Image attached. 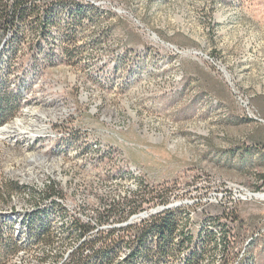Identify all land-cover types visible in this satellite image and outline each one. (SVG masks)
<instances>
[{
  "label": "rangeland",
  "instance_id": "rangeland-1",
  "mask_svg": "<svg viewBox=\"0 0 264 264\" xmlns=\"http://www.w3.org/2000/svg\"><path fill=\"white\" fill-rule=\"evenodd\" d=\"M75 1H93L111 18L101 29L81 32L77 65L41 67L36 79L34 42L23 43L8 81L11 91L19 80L31 88L15 119L0 128V214L24 215L38 201L32 191L56 188L71 215L103 227L125 201L148 200L146 208L193 198L190 208L169 205L191 216H184L186 231L195 237L217 219L230 232L227 251H210L202 264H247L234 263L244 251L255 258L251 264H264V199L256 196L264 195V0ZM103 30L110 38L91 50L90 39ZM139 51L154 63L148 73L144 67L129 74ZM178 94L186 95L173 99ZM18 119L27 133H3ZM45 132L59 139L33 137ZM69 134L102 143L111 151L108 159L85 165L53 154ZM227 184L249 193L227 191ZM23 186L27 191L17 190ZM220 193L225 196L214 200ZM115 222L90 241L125 237L116 234L122 226ZM129 227L125 233L132 234ZM75 238L59 240L55 254L43 248L5 258L15 254L9 264H71L82 244Z\"/></svg>",
  "mask_w": 264,
  "mask_h": 264
},
{
  "label": "trees",
  "instance_id": "trees-1",
  "mask_svg": "<svg viewBox=\"0 0 264 264\" xmlns=\"http://www.w3.org/2000/svg\"><path fill=\"white\" fill-rule=\"evenodd\" d=\"M98 10L75 0H0V128L10 119H15L21 98L31 88L29 80H19L17 90L11 91L8 81L23 43L28 39L34 42L32 51L35 55L30 68L33 79H36L35 74L39 75L41 67H56L62 63L77 65L82 55L81 48L77 47L81 32L88 27L101 29L111 18ZM108 33V30H103V35L90 39L91 50L100 48L110 38ZM146 55L141 56L138 67L130 69L129 74L131 70L135 75L137 70L144 69ZM126 80L135 81V78H123V82ZM256 155L257 152L253 151L251 160ZM17 190L27 191L24 186L17 187ZM32 193L38 200L33 211L25 215L13 210L12 215L0 214V264L5 256L20 249L21 241H24V247L53 243V227L66 218L64 209L55 201L45 203L59 196L56 188ZM182 214L180 210H173L154 217L136 232L135 239L128 241L125 237L106 243H101V240L84 241L74 252L71 258L74 263L71 264H202L210 251H227L230 232L226 225H221L217 219H209L210 225L203 226L194 237L191 232L183 230L186 220ZM73 226L61 229L67 239H81L90 232L89 227ZM214 228L218 231L212 230ZM96 243L101 245L95 250L93 245ZM243 259L247 264L257 263L250 252L244 251Z\"/></svg>",
  "mask_w": 264,
  "mask_h": 264
},
{
  "label": "bare ground",
  "instance_id": "bare-ground-1",
  "mask_svg": "<svg viewBox=\"0 0 264 264\" xmlns=\"http://www.w3.org/2000/svg\"><path fill=\"white\" fill-rule=\"evenodd\" d=\"M86 5H91V6H94L95 8H98L99 9V4H96V3H94L93 1H89ZM92 39V38H91ZM139 53H141L142 55L143 54H145L146 52H142V51H139ZM141 55V56H142ZM161 61H163V60H161ZM151 62V63H150ZM152 63H154V61H150V56H148L147 57V59H146V62H145V72L146 73H148L147 71L149 70V68H148V66H150V64H152ZM144 72V73H145ZM107 85V84H106ZM105 86V85H104ZM23 125H24V122H23V120L22 119H18L17 121H16V123H15V125H14V127H10V126H6V127H4L3 129H2V131H3V133H8L11 129H22V132L23 133H27V131H28V129H26V128H23ZM26 125V124H25ZM2 134V133H1ZM38 134V133H37ZM58 134V133H57ZM35 135V134H34ZM30 136V135H29ZM82 136V137H81ZM33 137H36V138H44V139H47V142L49 141V142H52V141H55V140H58L59 138L57 137V135H56V133H52V132H45V134L43 135L42 134V136L41 135H36V136H33ZM33 137H32V139H33ZM68 144V145H67ZM102 143H100V142H98V141H96V140H91L88 136H83V135H74V136H71L70 134L67 136V137H65V141H63V142H61V144H60V146L58 147V148H56L55 150H54V153L53 154H55V155H57V156H62V155H70V156H72L73 158H76L77 159V162H79V164H85V165H92V164H102L104 161H106L107 159H108V157H109V153L111 152V151H109V149H107L106 147H104L105 145H101ZM58 158V157H57ZM68 158V157H67ZM128 176V175H127ZM133 175H129V177H132ZM51 184H52V182H51ZM50 184V185H51ZM46 186V185H45ZM48 186V185H47ZM47 186L46 187H44V189L46 190L47 189ZM258 198H262V199H264V195L262 194V195H256ZM61 199H63V198H61L60 196H54V197H52L51 199H49V200H47L45 203H51L52 201H55L58 205H60L63 209H64V211H65V213H66V218L62 221V220H59L56 224H55V226L53 227V229H52V236H51V242H53V243H44V244H39V245H35V246H33V247H24V245H23V243H24V241H21V242H23V243H21V246L19 247L20 249L17 251V252H15V254L17 253V254H20V255H27V254H29V252L30 251H35L36 249L38 250L39 249V251H40V249H42V251H43V248H45V251L47 252V253H49V251H51L52 253H56V247H58L59 246V244H58V241L59 240H61V239H66V240H68L67 239V236H66V234H64L63 233V235H62V231L63 230H61V229H66L67 228V226L68 225H70V226H72L73 224H74V226L73 227H77V226H79V225H83V226H86L84 223H82L81 221H80V219L78 218V216L77 215H71V213L70 212H68V210H67V208L66 207H64L63 206V204H64V200L62 201ZM44 203V204H45ZM54 203V202H53ZM42 205V204H41ZM66 208V209H65ZM171 208H173V207H169V206H167V207H165V209L163 210V213L162 214H164V213H166V212H169V211H173V210H179V209H176V208H174V209H171ZM34 210V208H32L31 210H29L28 212H26V213H29V212H31V211H33ZM183 212V211H182ZM26 213H24V215L26 214ZM184 213V212H183ZM19 215H20V213H19ZM65 215V214H64ZM183 215V217L185 216V217H187V219H188V217H191L189 214H182ZM187 219L185 218V220L187 221ZM108 220V219H107ZM184 220V221H185ZM90 221H92V219L90 220ZM121 224V223H120ZM98 225V224H97ZM96 225V226H97ZM66 226V227H65ZM121 226H122V224H121ZM97 227H99V225L97 226ZM128 226H125V229L127 228ZM131 227V229H130V231L132 232V234H134V226H130ZM129 227V228H130ZM15 228H18V226L17 227H15ZM70 228V227H69ZM184 228V227H183ZM121 229V228H120ZM67 230V229H66ZM70 230V229H69ZM184 231H186L185 229H183ZM15 231H17V229L16 230H14V232ZM76 231V230H75ZM128 232V231H127ZM130 232V233H131ZM187 232V231H186ZM190 232V231H189ZM68 234V233H67ZM116 234H121L120 232L118 233H116ZM115 234V235H116ZM91 235H93V234H87L86 236H84L83 238H79L80 239V243L79 244H81V242L83 243L84 241H89L90 240V238H89V236H91ZM96 235V234H95ZM95 235H93V236H95ZM97 235H99V234H97ZM94 238H96V237H94ZM76 239V238H75ZM125 239L128 241V240H130L131 239V237H129V236H127V235H125ZM45 240V239H44ZM69 240H72V239H69ZM68 240V241H69ZM101 240V239H100ZM57 241V242H56ZM77 242V241H76ZM36 250V251H37ZM75 250L73 249V250H69L68 251V253L65 255V259L67 258V257H69L73 252H74ZM54 253V254H55ZM14 254V255H15ZM14 255L13 256H10V258L8 259V258H5V260L3 261V264H9V262H10V260L14 257ZM122 255V254H121ZM25 257V256H24ZM122 257H124V254L122 255ZM20 258V257H19ZM8 259V260H7ZM120 260L119 261H121L122 260V258H119ZM16 261V260H15ZM14 261V262H15ZM13 262V263H14ZM204 263V262H203Z\"/></svg>",
  "mask_w": 264,
  "mask_h": 264
},
{
  "label": "built area",
  "instance_id": "built-area-1",
  "mask_svg": "<svg viewBox=\"0 0 264 264\" xmlns=\"http://www.w3.org/2000/svg\"><path fill=\"white\" fill-rule=\"evenodd\" d=\"M78 1H81V0H78ZM225 188L227 191L230 190L231 192H235V193H239V194H244L246 192L249 193L247 189L237 188L232 184H227V186ZM144 189H147V188L144 187ZM223 196H225V195H223L222 193L215 194L214 200H217L218 197H219V199H221ZM186 201L187 202H185L184 204H182V203H178V204L177 203H174V204L170 203L169 204V203H166L167 201H163L161 206H154L153 207L150 205L149 207H146V208L144 206L148 205V203H149L148 200H144L142 202L141 201L136 202V201H130V200L125 201L124 205L122 204L120 206V208L114 209V211L111 213V218L108 220H105V224L103 225V227H95L94 221H86V227L90 228V232L88 234H99V233L101 234L102 232H105L108 229L109 224L115 220L116 221L115 223H121L122 224L121 235H127V236L135 239L136 232H138V230L144 224L150 222L154 217L162 215L163 210L165 209V206L183 205L185 207L190 208V206H193L194 202L197 200L191 198L190 200L187 199ZM208 201L212 202L213 199H210ZM68 206H70L71 210L76 211L75 206H71L70 204H68ZM193 211H195V213H197L196 210H193ZM125 226H134V234L125 233ZM116 237L117 236H114V234L113 235L104 234L103 236H101V243L114 242ZM93 246L95 247V250H96V248L99 247V243H97L96 245H93ZM79 251H80V248H79ZM9 258H10V256H8V259ZM241 260H242V252L237 257V260L234 263H238ZM73 261L74 260H70V263H74Z\"/></svg>",
  "mask_w": 264,
  "mask_h": 264
},
{
  "label": "crops",
  "instance_id": "crops-1",
  "mask_svg": "<svg viewBox=\"0 0 264 264\" xmlns=\"http://www.w3.org/2000/svg\"><path fill=\"white\" fill-rule=\"evenodd\" d=\"M186 69H187V68H186ZM188 71L190 72L189 69H188ZM187 73H188V72H187ZM187 75H188V74H187ZM188 77H193V78H194V75H192V73L190 72L189 75H188ZM199 82H200V81H199ZM191 84H195L196 86L200 85L199 83L196 84L195 81L191 82ZM203 87H205V86H203ZM208 88H209V87H208ZM203 93H208V91L205 90V91H203ZM185 95H186V94H178V95H175L173 99H175V100H182V99L185 97ZM173 99H172V100H173ZM220 99H221V98H220ZM175 100H174V101H175ZM202 102H203V100H202V101H201V100H200V101L198 100V101L196 102V104H197V105H201ZM217 102H219V103H221V102L224 103L223 99H221V102H220L219 100H217ZM216 104H217V103H216Z\"/></svg>",
  "mask_w": 264,
  "mask_h": 264
}]
</instances>
